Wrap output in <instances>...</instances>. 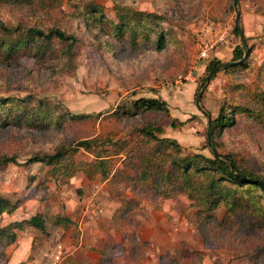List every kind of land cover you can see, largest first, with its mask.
Masks as SVG:
<instances>
[{
  "label": "rangeland",
  "instance_id": "1",
  "mask_svg": "<svg viewBox=\"0 0 264 264\" xmlns=\"http://www.w3.org/2000/svg\"><path fill=\"white\" fill-rule=\"evenodd\" d=\"M126 1L139 11L165 14L163 27L174 36L176 48L163 54L133 53L123 43L103 38L101 31L76 21L73 15L94 3L115 19L113 0H61V6L49 14L12 5L0 12L9 27L37 22L42 27L59 26L78 36L73 48L76 68H64L66 45L57 41L59 54L51 59L38 61L24 56L10 66H0V98L34 96L72 114L91 116L51 132L26 123L0 127V155L15 156L17 162L0 169V194L23 193L18 210L0 217V225L28 222L36 215L48 219L46 232L27 224L22 230L16 229L17 241L0 246V264H99L98 251H102L104 264L106 257V264H249L247 257L208 243L199 235L184 215V197L162 202L140 185L121 182V178L118 184L91 181L83 171L68 182H56L48 178L42 164H26L34 151H49L60 143L96 136L103 133V126L115 128L114 132L120 134L117 139H127L153 121L159 122L165 137L177 140L184 152L211 156L206 148L208 120L197 108L196 97L205 81L206 66L215 58L230 62L235 46L241 44L233 33L235 0H186L176 5L163 0ZM238 7L247 43L255 50L253 68L257 70L264 63V0H239ZM206 25H213L226 36L210 59L200 58L197 47L199 32ZM96 36L101 41L97 42ZM109 44L114 50L106 49ZM229 80L221 71L204 89L201 105L212 120L218 116ZM137 98L164 100L171 117L131 113L116 123L104 119L124 101ZM173 120H177V128L172 127ZM220 141L226 149L247 153L251 160L264 165V141L246 138L239 130L224 133ZM122 158L114 160L116 168H121ZM76 160L89 163L93 157L81 152ZM124 172L137 174L130 168ZM128 200L136 201V208L129 219L115 224V213ZM224 215L222 211L220 217ZM58 216L69 218L73 225H54ZM234 221L237 227L244 223Z\"/></svg>",
  "mask_w": 264,
  "mask_h": 264
},
{
  "label": "trees",
  "instance_id": "2",
  "mask_svg": "<svg viewBox=\"0 0 264 264\" xmlns=\"http://www.w3.org/2000/svg\"><path fill=\"white\" fill-rule=\"evenodd\" d=\"M113 1L116 2L115 19L107 17L104 10L94 3H88L73 15L76 21L101 31L103 38L107 36L113 42L123 43L133 53L153 51L163 54L176 48L172 43L174 36L163 27L165 14L139 11L126 4V0ZM163 1L176 5L186 0ZM11 5L49 14L61 6V0H0V12ZM75 7L79 10L78 5ZM35 23H15L9 27L0 18V66H10L24 56L38 61L51 59L59 54L57 41L66 45L63 49L64 68H76L73 48L78 36L59 26L42 27ZM233 33L240 38L237 26ZM96 38L99 39L97 42L101 41L98 36ZM105 47L114 50L111 44ZM180 49L178 46V51ZM254 52L249 46V55L244 60L245 49L242 43L237 44L228 63L239 64L224 71L230 80L225 87L218 116L212 120L214 148L221 159L216 158L212 150L210 157L184 152L182 145L165 137L164 128L153 121L137 129L136 134L127 139H117L120 134L114 132L115 128L103 126V133L96 136L60 143L49 151H34L26 164H42L47 169L48 178L56 182H68L83 171L91 181L102 179L118 184L121 178V182L140 185L147 194L162 202L184 197L187 201L184 215L208 243L233 249L238 256L247 257L249 264L264 263V165L251 160L247 153L239 154L226 149L220 141V137L231 130H239L246 138L264 141V63L254 70ZM223 64L220 59H213L206 66L205 78ZM131 113L171 117L164 100L137 98L124 101L104 119L116 123ZM87 118L91 116L72 114L62 106H51L46 100L34 96L0 98V127L3 129L26 123L47 132L59 131L70 121ZM176 121L172 122L173 128L178 127ZM178 123L185 125V122ZM81 152L90 154L93 161L78 162L76 156ZM116 158H122L121 168H116ZM11 163H17L15 156L0 155V169ZM129 168L137 174H125L124 171ZM22 195L19 191L1 193L0 217L13 215L23 202ZM136 205V201H125L113 217L115 224L129 219ZM191 210L195 212L191 213ZM222 211L225 215L221 218ZM235 219L244 220V223L237 227ZM47 221L44 216L36 215L28 222L14 221L6 226L0 225V246L16 242L18 236L15 230L24 229L25 224L46 232ZM54 225L68 228L73 222L58 216ZM100 254L102 256V251ZM103 258L100 264H104ZM106 260L109 259L105 258V264Z\"/></svg>",
  "mask_w": 264,
  "mask_h": 264
},
{
  "label": "water",
  "instance_id": "3",
  "mask_svg": "<svg viewBox=\"0 0 264 264\" xmlns=\"http://www.w3.org/2000/svg\"><path fill=\"white\" fill-rule=\"evenodd\" d=\"M238 6H239V0H235V2H234L235 12H236V19L235 20H236V26L238 27V29L240 31V39H241L242 46L245 49V56H244V60H245L249 55V46H248V43L246 41V37H245L244 31L242 28V16H241V12H240ZM237 64H239V63L238 62H236V63H234V62L233 63H225V64L219 66L218 68H216L214 70V72H212L209 76H207L205 78V81L200 86V92L198 93V95L196 97L197 108L208 120V133H207L208 147L210 150H212L214 156L218 159H221V157L214 148L213 136H212V118H211V115L202 107L201 101H202L204 89L206 86L209 85V83L213 79L214 75L217 74L218 72L226 71L227 69H229V68H231Z\"/></svg>",
  "mask_w": 264,
  "mask_h": 264
},
{
  "label": "built area",
  "instance_id": "4",
  "mask_svg": "<svg viewBox=\"0 0 264 264\" xmlns=\"http://www.w3.org/2000/svg\"><path fill=\"white\" fill-rule=\"evenodd\" d=\"M223 33L215 30L213 25H206L199 32L198 53L202 59H210L215 49L225 40Z\"/></svg>",
  "mask_w": 264,
  "mask_h": 264
},
{
  "label": "crops",
  "instance_id": "5",
  "mask_svg": "<svg viewBox=\"0 0 264 264\" xmlns=\"http://www.w3.org/2000/svg\"><path fill=\"white\" fill-rule=\"evenodd\" d=\"M98 255H99V257H100V260H99V264H100V262H101V254H100V251H98ZM71 264H80V262H78V261H73Z\"/></svg>",
  "mask_w": 264,
  "mask_h": 264
}]
</instances>
